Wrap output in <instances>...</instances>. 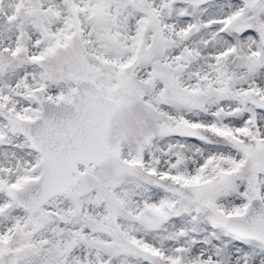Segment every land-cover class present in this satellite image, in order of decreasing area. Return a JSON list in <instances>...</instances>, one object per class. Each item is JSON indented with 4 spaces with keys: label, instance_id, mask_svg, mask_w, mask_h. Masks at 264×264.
<instances>
[{
    "label": "snow or ice",
    "instance_id": "6c2138e0",
    "mask_svg": "<svg viewBox=\"0 0 264 264\" xmlns=\"http://www.w3.org/2000/svg\"><path fill=\"white\" fill-rule=\"evenodd\" d=\"M0 264H264V0H0Z\"/></svg>",
    "mask_w": 264,
    "mask_h": 264
}]
</instances>
